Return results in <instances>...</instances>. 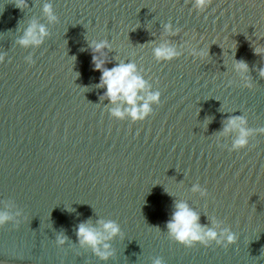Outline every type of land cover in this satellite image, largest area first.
<instances>
[{
    "label": "water",
    "instance_id": "water-1",
    "mask_svg": "<svg viewBox=\"0 0 264 264\" xmlns=\"http://www.w3.org/2000/svg\"><path fill=\"white\" fill-rule=\"evenodd\" d=\"M44 3L59 23L48 24ZM28 4L21 11L14 0H0V210L21 213L19 228H0V264H152L154 257L165 264H264V135L233 152L234 134L218 135L229 115L264 127V56L253 51L264 46V0H212L203 13L192 0ZM32 19L50 35L40 47L23 48L17 40ZM169 22L178 35H165ZM93 39L112 44L106 67L135 62L161 92L144 121L115 119L101 101L106 89L93 86L101 76L88 48ZM164 39L181 57L155 60L152 48ZM187 43L210 55L190 56ZM241 59L251 89L233 71ZM194 184L208 196L194 193ZM177 199L201 213L202 224L215 218L229 227L237 242L186 248L171 241L166 222ZM98 218L123 232L110 242L108 261L76 243V225ZM61 231L68 241L58 248Z\"/></svg>",
    "mask_w": 264,
    "mask_h": 264
},
{
    "label": "clouds",
    "instance_id": "clouds-1",
    "mask_svg": "<svg viewBox=\"0 0 264 264\" xmlns=\"http://www.w3.org/2000/svg\"><path fill=\"white\" fill-rule=\"evenodd\" d=\"M196 11L203 13L211 4L212 0H192ZM14 4L21 11L29 8L28 0H14ZM42 14L48 24L59 23V18L55 14L51 3H44ZM166 36H176L179 28L173 27L172 23H166L163 26ZM50 35L48 26L45 23L38 22L36 19L30 20L27 26L22 29V35L17 40L18 45L23 48L40 47L46 38ZM155 43V42H153ZM190 50V56L201 60L209 56L208 49H197L190 43L186 44ZM91 49L92 64L94 70L101 73L99 83L93 85L98 89H106L100 97L101 101H108L112 105L108 109L111 117L118 120L130 119L133 123L144 121L153 114V105L160 104L161 92L153 91L152 84L146 80L143 75V69L138 68L135 62H125L117 60L115 66L108 68L106 65L112 61L108 59L107 53L112 50V44L109 40H91L88 43ZM83 50V49H82ZM107 50V51H106ZM254 54L264 56V46L253 47ZM152 54L157 62H170L181 57V52L177 46L173 45L168 39H164L158 45L152 48ZM75 61V57H73ZM5 61L3 54H0V63ZM28 64H34L32 55L25 57ZM233 71L237 72L244 81V88L251 89L252 83L247 77L249 65L244 60H235L232 65ZM76 72V77H79ZM259 77L264 79V67L259 69ZM232 81L228 82L231 86ZM221 111H224L221 108ZM211 122V118L207 119ZM222 131L219 136H230L234 134L229 152L239 151L247 148L250 139L256 135H264V127L251 128L248 126V119L245 115H229L222 121ZM219 147L225 148L222 144ZM194 193L198 192L202 197L208 196L207 189H202L199 184L192 187ZM172 195L171 193H168ZM21 216L20 212L13 217L8 211L0 210V228L8 223L19 228L21 221L17 219ZM201 213L197 212L184 200H174V210L171 213V219L166 222L168 238L171 241L179 243L186 248H193L197 244L204 247H210L213 243L217 246L227 248L237 242V235L229 227H221L220 222L215 218H210L208 224H202ZM210 225V226H209ZM159 232V229H156ZM76 243L81 248H89L93 255L101 261H108L114 256V250L110 243L117 237L123 238V232L120 225L111 219H97L95 223L91 219L80 222L75 229ZM58 248L65 245L68 237L63 231L59 232L55 238ZM152 264H165L162 257H154Z\"/></svg>",
    "mask_w": 264,
    "mask_h": 264
}]
</instances>
